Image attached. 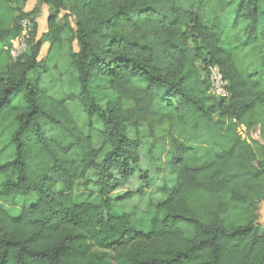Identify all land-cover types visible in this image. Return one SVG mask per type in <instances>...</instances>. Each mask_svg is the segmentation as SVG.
<instances>
[{
	"label": "trees",
	"instance_id": "obj_1",
	"mask_svg": "<svg viewBox=\"0 0 264 264\" xmlns=\"http://www.w3.org/2000/svg\"><path fill=\"white\" fill-rule=\"evenodd\" d=\"M13 1L0 0V264H264V144L248 137L260 125L264 138V0H40L68 14L51 15L39 39L37 10ZM25 18L28 49L14 59ZM66 28L78 98L112 148L102 158L65 101L30 77ZM213 65L228 98L209 91ZM95 73L117 95L108 107L90 90ZM130 123L169 125L175 182L163 200L112 214L142 158ZM78 181L101 202H77Z\"/></svg>",
	"mask_w": 264,
	"mask_h": 264
},
{
	"label": "rangeland",
	"instance_id": "obj_2",
	"mask_svg": "<svg viewBox=\"0 0 264 264\" xmlns=\"http://www.w3.org/2000/svg\"><path fill=\"white\" fill-rule=\"evenodd\" d=\"M119 0H114L116 6ZM16 8L23 11L37 10L36 21L38 30L37 39L48 30V22L51 15H58V21L64 23V15L68 14L65 9L57 11L40 0H14ZM71 25L76 28L75 22L70 19ZM33 30V22L31 24ZM122 29L133 34L134 29L129 25H122ZM30 30V31H31ZM79 44L73 34L66 28L63 35V43L45 44L41 49L39 59L44 66L41 69L30 74V77L41 78V86L49 95L56 99L65 101L70 112L75 117L79 129L85 134L92 137L96 148L101 149L102 158L106 153L111 151V145L108 135L105 133L104 123L98 116H89L79 97L80 83L78 73L72 65L71 51H78ZM90 90L95 96L97 102L103 107H108L110 103L117 101V95L108 84L106 78L95 73L90 81ZM131 105V102H125V107ZM127 132L131 138L138 139L141 144L142 158L140 163L135 166L134 177L123 187L117 189L111 197L109 212L112 214H123L134 210L135 208H144L150 202H159L163 200V195L159 189L165 185H172L175 177L171 175L172 153L167 145V138L170 135L168 124L156 126L150 129L145 124L134 126L127 124ZM248 137L252 140H258L264 144L262 128L260 125L255 126ZM88 177L97 179L98 173L90 171ZM138 190L143 191L141 194ZM131 191L135 192L132 197L129 196ZM75 200L77 202H101L100 189L95 183L86 186L83 181H78L74 190ZM264 225V201L260 203V220Z\"/></svg>",
	"mask_w": 264,
	"mask_h": 264
},
{
	"label": "built area",
	"instance_id": "obj_3",
	"mask_svg": "<svg viewBox=\"0 0 264 264\" xmlns=\"http://www.w3.org/2000/svg\"><path fill=\"white\" fill-rule=\"evenodd\" d=\"M31 20L25 18L20 22L21 33L11 39L8 46L10 53L14 59L22 56L28 49V37L30 34ZM210 93L216 97L228 98L229 91L227 89V81L219 66L213 65L209 68Z\"/></svg>",
	"mask_w": 264,
	"mask_h": 264
}]
</instances>
